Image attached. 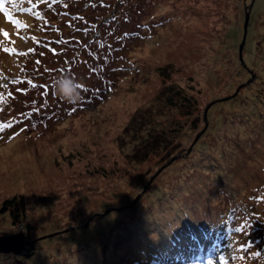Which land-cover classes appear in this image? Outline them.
I'll return each mask as SVG.
<instances>
[{"label": "rangeland", "instance_id": "obj_1", "mask_svg": "<svg viewBox=\"0 0 264 264\" xmlns=\"http://www.w3.org/2000/svg\"><path fill=\"white\" fill-rule=\"evenodd\" d=\"M0 4V232L23 229L28 237L32 225L40 238L69 229L37 240L35 262L9 255L0 256V264H161L150 257L162 258L155 252L165 239L150 233L148 223L141 227L128 219L151 213L152 192L160 190L156 198L169 192L166 184L179 170L172 164L143 192L166 163L149 151L154 138L160 139L154 149L180 156L198 133L190 153H184L186 162H197L195 154L199 163L209 165L217 143L227 153L213 156L218 161L221 157L220 168L226 172L216 184L204 180L205 186L210 184L207 189L197 185L193 169L188 183L179 182L178 171L169 197L182 209L189 205L185 198L197 203L189 212L191 220L183 218L180 226L195 228L209 210L205 218L216 221L217 210L213 215L212 210L224 212L226 205L231 253L220 264H264V119H253L255 113L243 106L245 116L238 120L246 126H236L230 139L215 133L214 125L205 134L210 120L206 126L204 119L209 105H227L247 84L239 51L249 6L243 58L264 77V0ZM165 67L168 79L159 73ZM64 75L80 82L82 99L76 105L65 103L53 90ZM173 86L196 101L190 114L181 110L179 97L178 106L169 102ZM231 107L217 110L228 117ZM221 186L227 193L219 195ZM177 201L173 212L183 215ZM22 202L28 215L18 228L11 225L9 206ZM200 207L204 211L198 212ZM109 208L122 209L103 214Z\"/></svg>", "mask_w": 264, "mask_h": 264}, {"label": "trees", "instance_id": "obj_2", "mask_svg": "<svg viewBox=\"0 0 264 264\" xmlns=\"http://www.w3.org/2000/svg\"><path fill=\"white\" fill-rule=\"evenodd\" d=\"M253 2H254V0H253ZM250 8H251V6H249L246 9V12L247 11L250 12ZM243 31H244V28H243ZM247 34H248V32H247ZM243 36H244V32H243L241 40H243ZM95 39L96 38H93V41ZM77 41L79 42V41H81V39L77 38ZM99 41H97L98 44H99ZM113 44L115 46L117 45L115 43H113ZM111 54H113V53H111ZM97 55L102 56V53H99ZM239 55H240L239 61H241V63H243V65L245 67L244 75H245V79L247 81V84L244 88H242V90L238 93L237 96H235V97L233 96L234 98H232V99L230 98L229 102L227 103V105L232 104L231 108H233V110L228 113V115H230V116L227 117V116H225L227 114L219 113V110H217L218 107L221 108V107L227 106L226 104L225 105H223V104L219 105L218 103L215 102V104H213L208 109L207 119L205 121L210 120V122H209L210 127L208 126L205 134H207V132L209 131L211 126L214 125L215 130H216L215 133L219 134L220 132H223L224 136L227 135V136H229V139H230L231 136H233V134H232L233 129L236 130V126H237V129H244L246 126V123H241V121L238 120V118H240V117L243 118L245 116V115H242V113H244V112L241 111L243 109V106H244V109L246 111L255 113L254 117H256V118L253 117V119L260 120L261 117L264 119V77H262V72H259L257 69H255L253 67L252 68L248 67L247 63L245 62V60L243 58V53H242V55L239 53ZM100 60H102V58L98 57L97 62H99ZM99 63H101V62H99ZM166 70H167L166 67L161 68L159 70V73L162 77L166 76L167 77L166 79H168V76L165 72ZM171 89H174L172 91L173 94L169 97V102L172 104V106H178V101L176 99L179 97L182 101V103H181L182 109L181 110H185L186 114H190L191 110H193L196 106V101H194V98L192 96L188 95L187 93L185 94L184 90L179 89V87H177V86H173V87H171ZM249 112H247V114H248L247 117H248V120H251L252 114H250ZM256 112H258V113H256ZM234 117H235V119L232 120V118H234ZM204 119H205V112H204ZM205 134L203 136H205ZM159 140L160 139L154 138V142H152L150 144V147L152 148V150H149V151H151V153L154 154L155 156L162 155L163 158H161V159L165 160L166 163L169 160H171L172 158L177 157L169 166H171L172 164H174V165L177 164L179 166V168H178L179 170L173 171L174 169H172L173 172L171 173V176H170L172 181H169L166 184V188L169 186L170 191L166 192L164 194L162 193L163 197L160 195L162 197L161 201H160V198H161L160 196H159V198H156V195L160 193V190H156V191L152 192V196H153L152 200L153 201H152V204H151L150 210H149V211H151V213L149 212L148 214L142 215L141 220L138 219L139 217L133 218V219H128L129 220L128 223L131 225L137 224V225H140L141 227L146 226V224L148 223L149 229H151L150 233L152 232V234H153L154 233L153 231H155L156 234L160 235L161 237H163L165 239V243L163 245H161L160 248L155 252L157 254L160 253V255H162V258L159 259V258H156V256H151L150 260H152V261H156V262L161 263V264H170V263H173V264H177V263L178 264H187V263H190V264L191 263L220 264V261L222 260L224 255L227 256V255H229V253H231L230 252L231 246L228 245V240H230L231 239L230 236H232L230 234L231 225H229L230 224V215L228 214L230 208H228V206L226 207V205L224 207L222 206L221 209L224 212H222V211L219 212V210L216 209V207H215L212 210V215L215 212V210H217L215 212L216 217H218L216 221H213L210 218H205V215H207L210 212V210H209V212L206 211L203 214L200 213V214H202L201 215L202 219H199V221L196 222L197 226H195V228L189 230L187 226L184 227L183 225H181L182 226L181 227L180 222L182 224L183 218L184 219L187 218V220H191L189 218L190 217L189 212L192 209V207L196 206L195 204H197V203H194L195 201H189V199L185 198L187 200L186 202H189V205L188 206L184 205V207L182 209L180 207L181 203L179 204V202L177 200L170 198L169 193L173 191L171 185L173 183L175 184V186L178 184V176H177L178 171H182V173L180 172L181 179L179 180V182L180 183H184V182L188 183L187 180H190V178L193 176L190 169H193L192 171H193L195 179L197 181V185L199 187H202V188L206 187L207 189L208 188L210 189L211 187H207V185L209 183H206V186H205L204 180H205V182L211 181V183L213 182V184H216L222 179V177L225 176V173H224L225 169L220 168V165L222 164L221 157L219 158V161H218V159H216L215 156H213V155L215 154L219 157L220 155L227 153V150L224 148L221 149L220 145L218 146L216 143V146H214L212 148V152H215V153H212L213 155L211 154L213 157V161L211 162V160H209V165H207V162L199 163L200 159L197 158V156L195 154L193 157L195 158V160L197 162H195V163H193L191 161L186 162L188 159L185 158V156H186V154L190 153V151H191L190 147L181 148L180 149L181 155L177 156V155H173L171 152L165 153L164 151H162L160 149L159 146H155L156 148L154 149V145H156L157 144L156 142H158ZM228 142H231V140ZM154 143H156V144H154ZM184 153H186V154H184ZM178 160L179 161L183 160L182 161L183 163L177 162ZM192 165H195V167H192ZM169 166H167L165 169H163L162 172H164ZM219 171H220V173H219ZM217 172H218V175H217ZM204 173L206 175H203ZM151 188H152V186L149 189L151 190ZM202 188H200V189H202ZM175 190H178V188L175 187ZM218 193H219V195H221V194L227 193V191H225L224 187L221 186ZM194 197L198 198L199 193L196 192ZM10 201H12V199ZM169 201H170V203H169ZM176 201L178 202L177 203V209L182 210L183 215H180V214L175 215V213L173 212V208L176 206L172 207V205L176 204L175 203ZM14 203L11 206H9V207H12V210H10V211L12 212L13 223H14L11 225H17V227L20 228V226L23 225V224H21V222H23L25 220L28 213H27V209L24 205V202L20 203V205L14 204ZM213 204H214V202H213ZM3 209H5L4 206H3ZM128 209H130V208H127L124 211H127ZM199 209L200 210H198V212L204 211V210H202V207H200ZM146 211H147V209H146ZM159 211H160V213H159ZM156 214H158L159 216L158 215L156 216ZM192 223L195 224V222H192ZM172 225H175V227L170 228ZM178 226H180V227H178ZM34 228L35 227H33L32 225H29L28 238L30 240L35 239V238L40 236L37 228L36 229H34ZM170 230L174 231L175 234L171 233ZM192 230H194L193 233H192ZM37 242L38 241L31 244L24 253L20 254L23 256L22 259H18V257L20 255H16L13 253L4 254V255H2V253H0V256L7 257L10 255L11 256L10 259L14 258V259H16V261L26 259L27 261L29 260L30 263H33V262H35V258L37 257V254H38V250H37V246H36ZM167 244H169L168 247H167ZM165 256L167 257L166 259H165ZM3 260H5V259H3Z\"/></svg>", "mask_w": 264, "mask_h": 264}, {"label": "water", "instance_id": "obj_3", "mask_svg": "<svg viewBox=\"0 0 264 264\" xmlns=\"http://www.w3.org/2000/svg\"><path fill=\"white\" fill-rule=\"evenodd\" d=\"M249 19H250V12L247 11L246 12V17H245V23H244V36H243L242 43L240 45V54L241 55L243 53V48H244V45H245V42H246V38H247ZM209 107H210V105L205 110V120L207 119V112H208ZM206 126H207V121H206ZM200 135H201V133L197 134L195 140L193 141V143H192V145L190 147V150L192 149L194 144L198 141ZM176 158L177 157H174L171 160H169L166 164H164L158 170V172H156L151 177V179L148 182V184L144 187L143 192H145V190L148 189V186L153 182L154 178L160 172H162L163 169H165L167 166H169ZM139 198H140V195L135 198V200L131 203V206L133 204H135L138 201ZM114 209H117V208H109V209L105 210V212L103 214H108L109 212H111ZM118 209H122V208H118ZM68 230L69 229H65V230H62V231H57V232L51 233L49 235H45V236H42L40 238L33 239V240L28 239L27 234H26V232L23 229L19 230L17 233H12V234H3V233L0 232V253H2V254L13 253V254H16V255H20V254L24 253L27 250L28 246H30L31 244L35 243L37 240H41V239L46 238L48 236L56 235V234H59V233H62V232H67Z\"/></svg>", "mask_w": 264, "mask_h": 264}, {"label": "clouds", "instance_id": "obj_4", "mask_svg": "<svg viewBox=\"0 0 264 264\" xmlns=\"http://www.w3.org/2000/svg\"><path fill=\"white\" fill-rule=\"evenodd\" d=\"M79 83L78 80L69 75L60 76L55 81L53 90L56 96L62 98L65 103L76 105L82 99Z\"/></svg>", "mask_w": 264, "mask_h": 264}, {"label": "snow or ice", "instance_id": "obj_5", "mask_svg": "<svg viewBox=\"0 0 264 264\" xmlns=\"http://www.w3.org/2000/svg\"><path fill=\"white\" fill-rule=\"evenodd\" d=\"M3 10H4L3 9V4H0V11H3ZM25 11H31V9H25ZM13 23L18 24L19 22L18 21H13ZM4 35H5V37H7L8 36V33L5 32ZM5 51L8 52V51H14V50L5 49ZM20 55H25V54L24 53H20ZM37 63H39V61H37ZM237 231L238 232H242L243 231V226H241L240 228H238Z\"/></svg>", "mask_w": 264, "mask_h": 264}]
</instances>
